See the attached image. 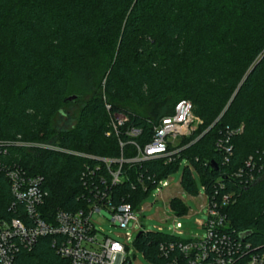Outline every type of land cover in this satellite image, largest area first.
I'll list each match as a JSON object with an SVG mask.
<instances>
[{"label": "trees", "instance_id": "trees-1", "mask_svg": "<svg viewBox=\"0 0 264 264\" xmlns=\"http://www.w3.org/2000/svg\"><path fill=\"white\" fill-rule=\"evenodd\" d=\"M71 95H76L72 101ZM261 97L264 0H0V140L20 138L93 157L130 159L136 149L124 132L128 126L141 129L134 140L145 145L154 124L172 115L179 100L193 103L202 121L198 128L169 146L179 149L170 161H125L126 178L111 186L116 203L139 206L148 193L138 176L143 174L151 189L185 159L182 186L197 194L196 174L208 193L223 182L225 189L219 190L234 193V201L223 207L227 224L249 231L245 238L253 245H264ZM79 98L84 101L76 124L53 126L65 105ZM107 104L110 112L128 116L119 136L106 135L111 130ZM9 152L28 173L44 177L48 213L83 205L89 191L81 176L87 167L99 166L90 182L99 176L112 181L107 165L90 157L41 147L10 146ZM240 170L253 173V181L245 183L236 175ZM170 205L180 214L187 211L179 198ZM166 239L167 233L148 234L136 244L157 263L156 244ZM52 243L50 236L39 238L22 253V264H68Z\"/></svg>", "mask_w": 264, "mask_h": 264}, {"label": "built area", "instance_id": "built-area-1", "mask_svg": "<svg viewBox=\"0 0 264 264\" xmlns=\"http://www.w3.org/2000/svg\"><path fill=\"white\" fill-rule=\"evenodd\" d=\"M106 107L111 126L106 135L114 132L119 136L128 121V116L110 112V104ZM201 122L193 112V103L189 99H181L176 103L172 115L163 116L154 124L152 137L145 145H140L134 140L141 134V129L128 126L124 132L131 138L130 141L136 149V156L130 159L121 157L111 160L93 157L50 143L27 142L20 138L0 140V264H22V253L30 251L38 239L44 236L52 237V244L57 253L67 259L68 264H135L133 262L135 254L129 252L128 245L99 231L92 220V215L101 213L102 210L110 211L112 225L120 227H125L130 220L136 219V212L143 209L142 203L145 198L137 207L125 200L116 203L111 199V186L126 178L122 173V164L125 161L135 163L163 157L170 161L171 156L179 149L171 150L169 146H175L182 137L191 135ZM120 145L123 147L124 143L120 141ZM10 146L24 149L49 148L103 161L107 165L111 184H108L103 176L90 182L88 179L96 178L95 171L99 170V166L95 169L87 167L81 176L83 184L89 191L88 194H84L87 199L83 200V205L76 210L58 209L48 213L44 207L49 195L44 177L28 173L20 161L11 159ZM225 150L229 154L232 153L230 146L225 147ZM113 162L119 164L117 169L111 168ZM243 174L242 170L236 173L244 177L243 179L246 178L245 183L253 181V173ZM168 179L169 177L158 181L149 189L141 174L138 176V184L143 192L149 194L154 189L169 187ZM133 187L136 189L135 185ZM202 187L208 203V217L204 223L199 221V224L206 229V235L181 238L179 234L182 224L176 221V218L182 214L173 209L172 218L176 221L173 230L177 231L178 235L172 232L169 239L156 244L160 258L157 263L143 253L145 258L153 264H236L240 259H245L246 264H264V245H253L241 237V231L231 229L227 224L223 207L234 201V193H222L219 188L225 189L223 182L214 184L211 193L206 191L205 185ZM172 198L181 199L177 194H172L168 200L169 207ZM139 232L142 234L137 236L136 240L144 235L164 233L162 227H159V231L143 229ZM136 240L135 245L140 249Z\"/></svg>", "mask_w": 264, "mask_h": 264}, {"label": "rangeland", "instance_id": "rangeland-1", "mask_svg": "<svg viewBox=\"0 0 264 264\" xmlns=\"http://www.w3.org/2000/svg\"><path fill=\"white\" fill-rule=\"evenodd\" d=\"M249 69L245 70V75ZM256 100V97L251 98ZM264 98L261 97L260 100ZM74 100V99H73ZM72 101V100H71ZM82 98L79 100L65 105L63 111L57 114L53 119V126L56 128H70L77 122L80 108L83 104ZM188 162L184 159L181 162L179 169L169 175V187L162 189H154L143 200V209L136 212V219H132L125 227L112 225L110 219L112 214L110 211L102 210L101 213H94L92 220L96 228L102 233L119 240L128 245L129 252L135 254V264H153L147 260L143 252L135 245L137 234L141 230L146 231H159L162 227L164 233H176L173 226L176 221L181 222L182 228L180 229L179 236L183 239H189L195 236L204 237L206 229L199 224V221L205 222L207 220L208 203L205 196V190L199 180L198 175V193H189L181 184V177L185 166ZM172 194H177L187 205V211L177 216L176 221L172 218L173 208L170 206L168 200ZM130 239H128V236Z\"/></svg>", "mask_w": 264, "mask_h": 264}, {"label": "water", "instance_id": "water-1", "mask_svg": "<svg viewBox=\"0 0 264 264\" xmlns=\"http://www.w3.org/2000/svg\"><path fill=\"white\" fill-rule=\"evenodd\" d=\"M76 98V95H71V96H69L68 97V99L69 100H73V99H75ZM215 167L217 166L216 165V163H212ZM142 234V232H139L138 234H137V236H140ZM250 234V232L249 231H244V232H241V237L242 238H245V236H247V235H249Z\"/></svg>", "mask_w": 264, "mask_h": 264}]
</instances>
